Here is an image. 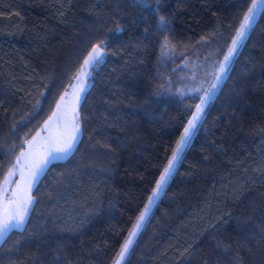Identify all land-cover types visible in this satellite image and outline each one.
Wrapping results in <instances>:
<instances>
[{
  "label": "trees",
  "instance_id": "16d2710c",
  "mask_svg": "<svg viewBox=\"0 0 264 264\" xmlns=\"http://www.w3.org/2000/svg\"><path fill=\"white\" fill-rule=\"evenodd\" d=\"M253 0H0V181L99 45L72 150L0 264H113ZM171 91V92H170ZM122 264H264V7Z\"/></svg>",
  "mask_w": 264,
  "mask_h": 264
},
{
  "label": "rangeland",
  "instance_id": "374dc122",
  "mask_svg": "<svg viewBox=\"0 0 264 264\" xmlns=\"http://www.w3.org/2000/svg\"><path fill=\"white\" fill-rule=\"evenodd\" d=\"M251 5H252V3H251ZM251 5H250V7H251ZM261 8H258L256 10L255 16L252 19L250 26L255 21V19H256ZM246 15H248V10H247L245 16ZM243 22H244V19H243L242 23ZM249 27H248V29H249ZM248 29H247V31H248ZM239 30H240V26H239L237 32ZM247 31H246V34H247ZM244 38L239 43V45L237 47V51H238L239 47L241 46ZM234 39H236V35L234 36L233 40ZM230 47H232V42L230 44ZM227 53H226V55H227ZM88 55L86 56L85 59L88 58ZM230 62H231V60H230ZM230 62L228 63L227 69L230 65ZM222 63H224V59H223ZM83 64H84V62H83ZM91 65L92 64H90L86 68H83V65H82L81 69L83 68V73H84L82 78L80 80H77L74 78V80L71 82V84L62 92V94L60 95V97H59L53 111L51 112V114L42 122V124L28 138V140H26L24 146L20 149V151L16 155L13 164L9 167V169L4 174L3 178L0 181V210H2L4 200L6 198H11L13 191H17L18 194L24 198H26L27 196H31L32 202H33L31 189L43 171H41L39 173L38 177L36 178V180L31 183V188H30V190H28L26 188V185L29 181V175H28L29 174V167H28V165H30L34 161H39L40 159L44 158L46 156L49 148L63 144L64 141L69 140L70 137H72V136L76 137L75 142L73 144V147H74V145H75V143H76V141L79 138L80 133H81L78 106H79L80 100L83 96V93L85 92V90L87 89V87L89 85V81H88L87 77H88L89 68L91 67ZM183 68H184L185 72H183L184 76H181V78L183 80H185V83H184V85L179 86L176 89V91L174 90V92L178 93L179 95H186V94H190V93L199 94L200 100L196 106L200 105L201 100L206 98L205 93H209V96L207 98V102H208V100L211 98V96H212V94H213V92L217 86L218 81L221 79L220 78L219 80H217L216 77L217 76L222 77L224 74L221 75L219 73V68L216 70H210V69L206 68L205 65H201L199 62H196V61L186 62V64L183 66ZM81 69L77 75H79L81 73ZM213 85H215V88L212 87ZM81 89H83V91H81ZM61 97H63L64 99L61 100ZM58 104L61 106L59 110L57 109ZM54 112H57L58 115L56 117H53L52 120L50 121L49 117H52ZM195 112H196V108H195L194 112L192 113V115L189 117L188 121L192 119ZM187 124H188V122L186 123L185 127H187ZM76 125H78V131L74 130V126H76ZM182 134H183V132H182ZM50 140L54 141L55 145L50 144L49 143ZM29 142H31V145ZM21 153H24L25 155L21 156ZM67 154H69V152H67V153H54L52 157H48V160L50 162L51 160H54V159H61V158H64L65 156H67ZM18 157L20 158V163L17 165L16 161H17ZM171 158H172V155L170 156L169 160ZM168 161H167L166 165L163 167L161 173L159 174L158 179L156 180V183L159 181V178H160L161 174L163 173L164 168L167 167ZM177 162H176V164H177ZM176 164H175V166H176ZM45 167H46V165L44 166V168ZM10 171L14 172V175H9ZM156 183H155L152 191L154 190ZM18 185H19V188H18ZM152 191L150 192L149 196H151ZM147 202H148V198H147L140 214L144 211V208H145V205L147 204ZM30 207H31V205L28 207V212H29ZM152 207H153V205L151 206V209H152ZM140 214L138 215V217L140 216ZM136 221H137V219H136ZM136 221H135V223H136ZM135 223H134V225H135ZM134 225H133L132 229L130 230L127 238L124 241V243L127 240H129L130 238H131L132 243H133V241H134V239L138 233L137 232L135 236L130 237V233L133 231ZM1 239L2 238H0V240ZM124 243L122 244V246L124 245ZM132 243L129 245V248L131 247ZM122 246H121V248H122ZM121 248L115 257L113 264H116V261L119 259V253L121 251ZM128 251H129V249H128ZM127 253H125L124 259L127 255ZM124 259L120 260V264H122Z\"/></svg>",
  "mask_w": 264,
  "mask_h": 264
},
{
  "label": "snow or ice",
  "instance_id": "6c2138e0",
  "mask_svg": "<svg viewBox=\"0 0 264 264\" xmlns=\"http://www.w3.org/2000/svg\"><path fill=\"white\" fill-rule=\"evenodd\" d=\"M158 2V0H157ZM264 7V0H253L251 7L248 9V15L244 17V22L240 25V30L236 34V39L232 41V47L228 49L227 55L224 57V63L219 66V73L222 75L227 71L228 63L231 58L237 51V47L242 39L246 35V31L250 26L252 19L255 16V12L258 8ZM102 57V49L99 45L94 47L89 53L88 58L84 60L83 68H86L90 64H95L100 61ZM83 68L81 73L75 77V79L80 80L83 76ZM221 77L217 76L216 79L219 80ZM215 88V85L212 86ZM83 91V89H81ZM206 98L201 100L200 105L196 106V112L193 115L192 119L188 121L187 127L184 128L183 134L180 136L179 141L176 144L175 151L172 154V158L168 161L167 167L164 168L163 173L161 174L159 181L156 183L154 190L152 191L151 196L148 197V202L145 205L144 211L137 218V221L134 225L133 231L130 233V237L135 236L136 233L141 229L146 217L148 216L151 206L154 205L157 198L160 196L163 188L168 183V179L171 176L176 162L179 160L182 152L189 144L197 123L202 119L201 114L203 113L204 106L207 104V98L209 93H205ZM64 98L61 97V100ZM60 105H57V109H60ZM58 115L57 112H54L52 117H49L51 121L53 117ZM47 126V125H46ZM74 130L78 131V125L74 126ZM76 137L72 136L69 140L63 142L59 146H53L49 148L46 156L39 161H34L29 167V181L26 185V188L30 190L31 183L36 180L39 173L44 170V166L49 162L48 157H52L54 153H67L70 152L73 148ZM31 145V142H29ZM50 144L55 145L54 141H49ZM24 153H21V156H24ZM20 163V158H17L16 164ZM9 175H14V172H9ZM19 188V185H18ZM32 203L31 196L26 198L21 197L17 191H13L11 198H6L3 203L2 210H0V238H3L11 229L20 227L24 224L25 218L28 214V207ZM132 243L131 238L127 240L121 248L119 253V259L116 261V264H120V260L124 259L125 253L128 252L129 245Z\"/></svg>",
  "mask_w": 264,
  "mask_h": 264
}]
</instances>
